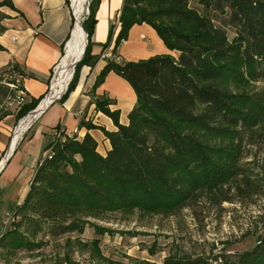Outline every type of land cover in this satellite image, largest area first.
<instances>
[{
	"label": "trees",
	"instance_id": "1",
	"mask_svg": "<svg viewBox=\"0 0 264 264\" xmlns=\"http://www.w3.org/2000/svg\"><path fill=\"white\" fill-rule=\"evenodd\" d=\"M99 2L91 0L82 23L87 44L62 101L74 89L83 65L94 67L110 47L118 57L134 25L150 26L175 56L104 59L92 96L110 72L121 77L137 100L128 122H119V112L108 108V98L93 99L95 110L109 117L116 130L84 119L79 127L103 132L110 144L105 155L88 133L78 139L57 130L62 138L54 134L45 145L25 198L0 235V252L40 248V243L30 241L40 234L81 233L90 219L134 212L170 216L203 199L233 203L236 196L256 189L240 164V151L243 137L257 134L264 123V96L241 85L264 80V0H123L118 30L114 33L111 25L108 40L92 54ZM4 7L14 8L11 0L0 1V34ZM226 29L232 31L231 39ZM13 73L23 75L15 65L0 73V105L16 90L23 92L21 79L14 85ZM39 100L19 103L16 119L34 110ZM10 114L3 110L0 121ZM95 229L109 233L104 227ZM233 259L217 264H264V232L256 245ZM163 264L207 263L171 257Z\"/></svg>",
	"mask_w": 264,
	"mask_h": 264
},
{
	"label": "crops",
	"instance_id": "2",
	"mask_svg": "<svg viewBox=\"0 0 264 264\" xmlns=\"http://www.w3.org/2000/svg\"><path fill=\"white\" fill-rule=\"evenodd\" d=\"M11 2L13 9L2 8L6 18L2 22L4 29L0 34V73L10 66H17L23 73L21 87L28 101L41 100L47 92L51 69L64 55L67 57L68 44L74 32L71 11L67 7V0ZM122 2L123 0H100L97 5L92 54L99 53L100 46L108 40L111 25L115 26L114 33L118 30L117 16ZM146 37L148 47L141 42ZM164 45L150 26L134 25L129 30L127 40L118 48L117 55L125 62L162 54L175 56ZM105 63V60L100 59L92 68L83 65L75 87L67 98L38 110L39 113L33 116L26 133L19 138L10 153L16 111L0 121V162L7 156L6 162L2 165L0 163V235L15 208L23 202L35 168L45 155V145L53 139L57 130L70 133L76 129L78 139L88 133L97 142L100 155H105L109 150V141L100 130L79 127V122L84 119L94 125L104 126L107 131L116 130L111 119L96 112L92 104V86ZM94 95L108 97L112 101V111L119 110L120 123L128 122L127 114L137 100L125 80L110 72L96 88Z\"/></svg>",
	"mask_w": 264,
	"mask_h": 264
},
{
	"label": "rangeland",
	"instance_id": "3",
	"mask_svg": "<svg viewBox=\"0 0 264 264\" xmlns=\"http://www.w3.org/2000/svg\"><path fill=\"white\" fill-rule=\"evenodd\" d=\"M67 3L69 6L70 0ZM226 32L231 39L232 31L226 29ZM141 42L148 47V37ZM11 79L17 85L21 78L13 73ZM248 82L241 85L242 89L264 96V80ZM18 91L0 105V113L17 110ZM100 97L106 96H94L95 99ZM110 105L108 108L112 110ZM20 120L15 117L14 127ZM55 135V138H62L59 131ZM243 138L240 164L256 185L253 193L236 196L233 203L220 205L203 199L170 216H147L134 212L129 215L111 214L102 221L90 219L81 233L63 237L40 234L30 238L33 243H40V248L20 249L11 254L1 251L2 260L5 264H163L166 258L190 257L207 264L224 260L232 262L234 255L256 245L259 235L264 232V123L257 134L248 133ZM95 226L109 229V233L99 234Z\"/></svg>",
	"mask_w": 264,
	"mask_h": 264
},
{
	"label": "built area",
	"instance_id": "4",
	"mask_svg": "<svg viewBox=\"0 0 264 264\" xmlns=\"http://www.w3.org/2000/svg\"><path fill=\"white\" fill-rule=\"evenodd\" d=\"M89 3H90L89 0H85L83 5L81 6V11L79 12L75 9V7H73L74 3L72 0H70V4L68 7L71 11L72 25H73L74 29L77 26H81L84 19H86V17L89 15ZM142 38H143V36H142ZM64 57H65V55L51 69V74L49 76V81H48L47 92L45 93L43 98L40 100V102L38 103V105L36 106L35 109L42 110L43 108L49 106L50 104L57 102V101H60L62 96L65 94L66 90H68L67 88H68V85L72 79L76 65L74 66V64H75V61H74L73 64L71 65V68L69 70L68 75L65 78H61V72L63 71L65 64L70 63V61L65 62ZM80 59L77 61H80ZM101 59L102 60H104V59H110V60L115 59L116 61H119L118 57H115L114 55L111 54V47L105 50V52L101 55ZM9 88L16 90V88L13 84H9ZM27 100L28 99H26L24 92L19 90L18 95L16 96L17 103L19 104L21 102H26ZM28 117L29 116L21 118V120L19 121L17 126H15L13 128L12 137H14V135L16 134L17 129L20 125V122L22 120H24L25 118H28ZM26 131H27V129L25 130V132ZM22 135H23V133H22ZM67 135L68 136L77 135V130L76 129L74 131L72 130V132L67 133ZM11 220H12V217L6 221L5 227L8 225V223ZM0 264H5L4 261L2 260L1 256H0Z\"/></svg>",
	"mask_w": 264,
	"mask_h": 264
},
{
	"label": "bare ground",
	"instance_id": "5",
	"mask_svg": "<svg viewBox=\"0 0 264 264\" xmlns=\"http://www.w3.org/2000/svg\"><path fill=\"white\" fill-rule=\"evenodd\" d=\"M72 1L74 3L73 7H75V9L80 12L81 11V6L83 5L85 0H72ZM83 33L84 32H83L81 26H77L74 29L73 38L68 44V49H67V54H66L67 57L64 58L65 62L69 61L68 58H71V60H70V63H66L65 64V67H64L63 71L61 72V78H65L68 75L69 70H70L71 65L73 64V62L79 60V58H81L80 56H82L81 55L82 51H84L83 46H84V43L86 42L85 41L86 37H85V34H83ZM82 36H83V44H82ZM32 119H33V116H29L28 118H25L24 120H22L20 122V125H19V127L17 129V132L14 135V137L12 138V142H11V145H10L9 153L14 149V147H16L15 144L18 142V140L21 137L22 133H24L25 130L28 128V126L30 125Z\"/></svg>",
	"mask_w": 264,
	"mask_h": 264
},
{
	"label": "water",
	"instance_id": "6",
	"mask_svg": "<svg viewBox=\"0 0 264 264\" xmlns=\"http://www.w3.org/2000/svg\"><path fill=\"white\" fill-rule=\"evenodd\" d=\"M84 32V31H83ZM83 34H85V32L83 33ZM85 37H86V34H85ZM86 44H87V41L85 42V46H84V50H85V47H86ZM83 53H84V51H83ZM82 53V54H83ZM79 61H75V64H74V66L78 63ZM39 112H38V110L37 109H34L33 111H31L30 113H29V115H31V116H35V115H37ZM5 160H7V157H5L4 158V163L6 162ZM3 163V164H4Z\"/></svg>",
	"mask_w": 264,
	"mask_h": 264
}]
</instances>
